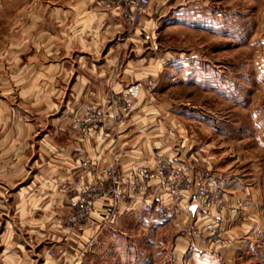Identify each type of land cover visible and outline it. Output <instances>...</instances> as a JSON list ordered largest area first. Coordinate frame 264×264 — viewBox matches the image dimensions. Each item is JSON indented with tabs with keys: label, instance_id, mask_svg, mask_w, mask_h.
I'll list each match as a JSON object with an SVG mask.
<instances>
[{
	"label": "crops",
	"instance_id": "crops-1",
	"mask_svg": "<svg viewBox=\"0 0 264 264\" xmlns=\"http://www.w3.org/2000/svg\"><path fill=\"white\" fill-rule=\"evenodd\" d=\"M211 1L152 0L143 22L152 31L156 18H169L175 33L194 31L202 26L194 23L203 21V5L211 8L206 19L213 34L224 38L230 16L208 8ZM254 1L263 15L252 32L259 59L243 64L249 76L243 74L232 94L222 68L220 79L206 78V101L214 102L216 92L222 106L206 103L201 109L199 97L205 99L192 78L194 68L189 82L179 71L173 88L180 104L149 94L122 122L107 117V141L83 139L72 118L87 107L108 113L111 89L119 92L147 77L159 82L178 52L161 51L162 41L152 32L159 50L151 49L156 55L150 57L149 43L139 33L128 37L120 13L104 10L97 0H32L36 8L29 14L0 13V264H65L81 250L90 264H167L166 228L176 234L169 260L176 264H235L250 248L262 252L264 159L256 150L264 134V0ZM186 87L189 95L182 96ZM159 156L185 175L177 216L151 220L154 198L170 199L153 179L121 205L115 222L105 221L109 167L117 165L125 175L140 165L158 171ZM88 157L91 174L82 166ZM81 176L97 186V196L89 221L73 233L67 220L79 207L74 183ZM214 188L222 190V204L207 199ZM56 247L67 254L49 258Z\"/></svg>",
	"mask_w": 264,
	"mask_h": 264
},
{
	"label": "rangeland",
	"instance_id": "rangeland-1",
	"mask_svg": "<svg viewBox=\"0 0 264 264\" xmlns=\"http://www.w3.org/2000/svg\"><path fill=\"white\" fill-rule=\"evenodd\" d=\"M212 1L207 3L208 8L212 7V9L217 10V13H220V10L222 9L223 11H225L226 14L230 16L228 29L226 30L224 29V32L226 33L224 38L221 37V35L215 36L213 34L215 33V31H212L213 27H211V22L210 20L206 19L211 13V8L210 10H207V6L202 5L198 9L199 14L203 15V21L202 22L195 21L194 26L199 27V25L202 24L200 29L193 28L194 31H190L189 29L186 31L182 29V32H180L181 34L175 33L173 31L174 22L171 19L170 20L169 18L167 20L164 18L157 19L155 15L156 27H152V32H155L156 33L155 37L160 38V40L162 41V44L160 45L161 51L162 50L166 51L167 49H170L171 51H175L176 53L178 52L177 54H175L177 62L174 63L173 61L171 62L168 61V64L164 66L165 68H163L160 77H158L159 82L156 79L158 82V87L155 90V92H157L160 97H165L167 99L175 101V99H177V94H175V90L173 88L174 76H176L177 73L179 74V71H181L183 82H189L191 78L190 77V74L192 72L191 70L193 68H194L192 72L193 76L192 75L191 76L194 79L195 84L199 82V84L197 83L198 86H196V88L198 89L203 88L202 90L204 96L203 99L206 98L205 88H206V82L208 83V80H206V78L210 77V79H212L214 76L215 81L217 78L220 79L219 77L221 75V68L223 69V72L227 73V77H228V80L225 83L224 87L225 89H227L226 91H228L229 89L228 91L229 94H232L234 90L237 91V89L234 88H236V86L239 85L241 86V84L243 83L242 81H239L240 79L243 80L244 77L243 74L245 73L246 76H249L250 74V70L248 68L244 70L243 64L248 62L252 63L254 60L257 61V59H259V57H257L259 54L254 50L256 49L254 47L256 37L253 36L252 32L254 29L253 28L254 22L255 21L257 22V17L263 14L261 12V9L257 8L254 5L255 1L254 0H212ZM31 2L32 0H16V1L0 0V13L13 14L15 12L21 11L23 14H29L31 11H33L32 10L33 8L34 9L36 8V5ZM9 23H12V21L7 22V24ZM220 26L221 25H219V28ZM217 32H219V30ZM159 34L162 35L160 36ZM221 42H223L224 44H222ZM149 46L150 49H147L148 51L147 53H149L150 57L155 56L156 54L150 53L152 51L151 49H153L151 48L150 43ZM153 50L158 51L159 45L157 49H153ZM180 51L182 52L181 53L182 57L179 59ZM261 56L264 57V48H262ZM179 68H183V70H180ZM190 68L192 69L190 70ZM216 86L217 85H214L215 89L222 87L221 84H219L217 87ZM186 93H188L189 95L188 87H186V89L183 88L182 96H185ZM220 95L221 94L216 92L214 94L213 98L215 102V108L222 106V102H220L221 101ZM199 98L200 101L198 103L201 104L200 106L201 109L205 110L206 103L208 105L210 104L211 107L213 108L214 102H211L210 99L209 101H206V99L201 100V97ZM177 103L180 104L179 102ZM181 103L183 108L188 109L190 107L188 105H185V99H183ZM225 104L232 105L236 103H234V101L232 100H228ZM262 124L264 125V121H262ZM262 138H263L262 147L257 148L256 155L264 159V134ZM262 174L263 177L260 184L262 186V189L264 190V163L262 164ZM214 192L211 195L209 194L210 196L209 199L212 198L214 200V203L216 204H222L223 202L222 190L220 188H214ZM216 193H218L219 198L222 199V201L220 202L215 201ZM167 194L170 197L169 200L165 198H154L153 201L154 205H152L150 208L151 209L150 212L153 210V208H155L154 214L152 212L150 213V215L151 216L153 215V217L154 216L155 217L151 218V220L154 221L160 220L159 218H157L159 216L162 219L160 221L171 222L172 219L177 216L178 214L177 205H176L177 200L175 198L177 196L175 194L173 197L168 192ZM134 197L136 198L137 196ZM138 198L141 201V198L140 197ZM161 202H164V204L161 205L160 204ZM139 204H141V202ZM73 213H71V215ZM89 216L91 217V215ZM117 219L118 218H116V220ZM166 232L167 233L165 234V239H166L167 264H176L174 261L171 262L169 261L174 248L176 234L173 228H166ZM261 236L263 243L262 252L258 251L256 252L255 255L253 253V248H250L248 249V251L240 255L241 262H237L235 264H264V227L262 229ZM154 258H156V256H154ZM190 264H203V263H201L200 261L198 262L196 260H193L191 261Z\"/></svg>",
	"mask_w": 264,
	"mask_h": 264
},
{
	"label": "built area",
	"instance_id": "built-area-1",
	"mask_svg": "<svg viewBox=\"0 0 264 264\" xmlns=\"http://www.w3.org/2000/svg\"><path fill=\"white\" fill-rule=\"evenodd\" d=\"M97 2L106 11L116 10L120 13L128 37L139 33L144 42L151 44V48H158V44L153 41L151 27L145 25L143 22L144 15L147 13L152 0H97ZM157 87V80L153 77H147L135 80L119 92L111 89L107 95L108 108L110 109L108 113L96 108H83L72 118V124L80 130L83 139L92 138L97 135L100 140L107 141L109 138L105 127L107 119L111 117L122 122L139 107L141 101H145L143 100L144 97L153 94ZM159 157L161 158H156L158 171L151 169L147 165H140L125 175L120 172L117 165L113 164L109 167L106 171L108 183L103 192V196L108 200L102 213L105 221L115 222L121 205L128 198L146 191L149 181L153 179H159L162 189L173 197L176 194V200H184L185 193L182 191L181 185L185 175L179 170L173 169L169 158ZM82 166L85 174H91L94 168L93 159L89 157L84 158ZM162 170H169V174L163 176L160 174ZM74 189L78 193L77 203H79V207L69 216L67 225L71 232L76 233L89 221V215L94 211L97 186L86 184L84 176H81L74 183ZM206 197L209 199V194ZM215 197V201H222L218 193L215 194ZM160 204L162 205L164 202ZM85 252L86 250H81L74 256L71 262H66L65 264H90L85 261ZM66 254L67 251L64 247H56L48 251L49 258L58 259Z\"/></svg>",
	"mask_w": 264,
	"mask_h": 264
}]
</instances>
